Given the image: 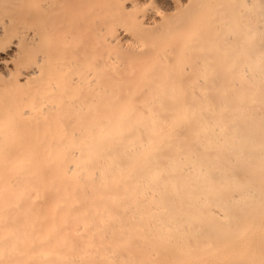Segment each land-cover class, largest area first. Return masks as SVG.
<instances>
[{
    "label": "bare ground",
    "instance_id": "bare-ground-1",
    "mask_svg": "<svg viewBox=\"0 0 264 264\" xmlns=\"http://www.w3.org/2000/svg\"><path fill=\"white\" fill-rule=\"evenodd\" d=\"M155 1L0 0V264H264V0Z\"/></svg>",
    "mask_w": 264,
    "mask_h": 264
},
{
    "label": "rangeland",
    "instance_id": "rangeland-1",
    "mask_svg": "<svg viewBox=\"0 0 264 264\" xmlns=\"http://www.w3.org/2000/svg\"><path fill=\"white\" fill-rule=\"evenodd\" d=\"M154 2H155V3H154ZM161 3H163V2L155 1V0H154V1H153V0H150V1L147 0V2L145 3V6H146L147 8H149L150 6H152V7L155 6L154 9H156L157 6H158L157 8H159V7H161L162 5H164V4L161 5ZM146 4H147V5H146ZM159 4H160V6H159ZM152 7H150V8H152ZM166 12H167L168 15L172 14V11H170V10H169V11L167 10Z\"/></svg>",
    "mask_w": 264,
    "mask_h": 264
}]
</instances>
